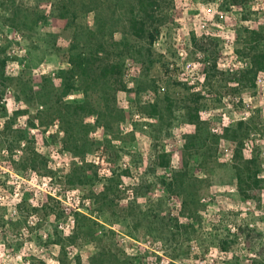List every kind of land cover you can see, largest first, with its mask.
Instances as JSON below:
<instances>
[{
  "label": "rangeland",
  "instance_id": "1",
  "mask_svg": "<svg viewBox=\"0 0 264 264\" xmlns=\"http://www.w3.org/2000/svg\"><path fill=\"white\" fill-rule=\"evenodd\" d=\"M152 1L0 0V264H264V0Z\"/></svg>",
  "mask_w": 264,
  "mask_h": 264
},
{
  "label": "trees",
  "instance_id": "2",
  "mask_svg": "<svg viewBox=\"0 0 264 264\" xmlns=\"http://www.w3.org/2000/svg\"><path fill=\"white\" fill-rule=\"evenodd\" d=\"M136 8L132 10L131 12V18H130V29L131 33L134 37L139 39H144L145 35L148 37V43L151 45L154 41V35L149 34L147 27L149 23L153 21V16L150 13V10L155 5L154 1L152 0H136ZM253 34H256L258 38H260V34L257 32H252ZM256 41V39H255ZM260 39H257L256 43L259 44ZM204 50V48H201ZM6 60L0 58V97L2 96L3 92L5 91L7 87V81L8 78L5 77L4 68H5ZM79 67L81 69L82 65L79 64ZM213 71L215 70V67H211ZM107 74L113 73L118 71V68L116 66H109L107 68ZM109 72V73H108ZM258 72H264V50L262 52L257 53L253 57L252 61V69L248 73H252L253 75L257 74ZM191 116V122L198 121L197 114L190 115ZM243 123H239L238 126H242ZM19 136L16 138V142L19 144L24 140L23 134L19 132ZM231 138L237 139V136H234ZM33 151L28 152V154L32 155L29 156V160L32 164H35L37 160V156H33ZM235 159L238 161L235 165V172H236V180H237V190L240 196L243 199H252V198H258L260 192L263 189L264 186V179L261 178L262 169L261 166L257 163V159H245L243 157L242 152L240 151V148L235 153ZM157 165L160 168H164L168 165V162L166 160V156L164 155H158L157 156ZM46 169V168H45ZM243 231V230H242ZM252 231H247L245 233L246 242L248 245V240L252 238Z\"/></svg>",
  "mask_w": 264,
  "mask_h": 264
}]
</instances>
